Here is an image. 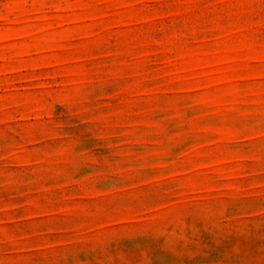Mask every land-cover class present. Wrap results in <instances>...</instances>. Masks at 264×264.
I'll return each instance as SVG.
<instances>
[{
  "label": "rangeland",
  "instance_id": "1",
  "mask_svg": "<svg viewBox=\"0 0 264 264\" xmlns=\"http://www.w3.org/2000/svg\"><path fill=\"white\" fill-rule=\"evenodd\" d=\"M0 264H264V0H0Z\"/></svg>",
  "mask_w": 264,
  "mask_h": 264
}]
</instances>
